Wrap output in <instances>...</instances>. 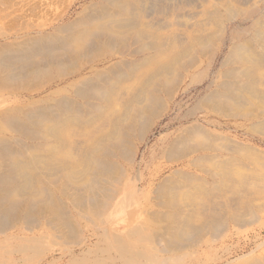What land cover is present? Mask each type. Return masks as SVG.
Masks as SVG:
<instances>
[{
	"label": "bare ground",
	"instance_id": "bare-ground-1",
	"mask_svg": "<svg viewBox=\"0 0 264 264\" xmlns=\"http://www.w3.org/2000/svg\"><path fill=\"white\" fill-rule=\"evenodd\" d=\"M263 246L264 0H0V264Z\"/></svg>",
	"mask_w": 264,
	"mask_h": 264
},
{
	"label": "rangeland",
	"instance_id": "rangeland-1",
	"mask_svg": "<svg viewBox=\"0 0 264 264\" xmlns=\"http://www.w3.org/2000/svg\"><path fill=\"white\" fill-rule=\"evenodd\" d=\"M158 132V131H157ZM56 245H58V244H56ZM56 245H53V248H61V247H63L62 245H58V246H56ZM262 251L264 250V246H263V248L261 249ZM68 256H65L64 257V259H63V261H61V262H63V263H67L68 262ZM58 263H60V261H58ZM36 264V263H35Z\"/></svg>",
	"mask_w": 264,
	"mask_h": 264
}]
</instances>
